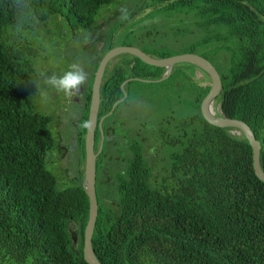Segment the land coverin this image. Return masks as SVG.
<instances>
[{"label": "trees", "instance_id": "obj_1", "mask_svg": "<svg viewBox=\"0 0 264 264\" xmlns=\"http://www.w3.org/2000/svg\"><path fill=\"white\" fill-rule=\"evenodd\" d=\"M111 1L0 0V264H88L81 251L88 210L81 185L83 136L94 69L114 44L105 43L94 57L83 111L71 138L79 147L71 176L75 182L66 186L57 182L66 167L53 173L45 167V155L54 141L65 142L68 131L63 133L55 124L53 138L50 116L28 104L35 77L20 62L15 45L20 38L17 28L51 16L99 28L102 21L97 20L109 14L101 15L108 10L103 6ZM151 4L148 13L175 12L172 15L187 21V30L180 35V28L173 27L170 38L179 42L187 35L177 51L198 53L214 65L220 88L212 106L217 104V114L249 125L259 141L264 171V0ZM141 50L155 57L176 53L166 41ZM195 68L176 62L165 78L144 81L137 78L156 79L164 67L125 52L101 77L96 120L122 95L119 84L128 77L136 78L124 83L126 95L106 117L127 103V87L133 82H158L167 91L161 103L170 102V93L187 98L192 107L188 113L163 114L153 127L146 124L149 119L134 116L132 136L127 126L124 135L116 134L123 119L100 124L107 141L124 151L105 162L98 152L94 161L97 212L90 242L102 264H264V181L253 172L251 147L243 134L201 116L199 101L208 83L193 78ZM96 132L97 127L94 140ZM153 137L162 154L159 159L150 154L148 141ZM98 171L104 175L97 181Z\"/></svg>", "mask_w": 264, "mask_h": 264}, {"label": "rangeland", "instance_id": "obj_2", "mask_svg": "<svg viewBox=\"0 0 264 264\" xmlns=\"http://www.w3.org/2000/svg\"><path fill=\"white\" fill-rule=\"evenodd\" d=\"M151 2L152 0H112L109 4L103 6L109 11H102L101 15L109 14L102 16V20L101 18L97 20L98 22L102 21L99 28L96 25L89 28L79 27L73 21L68 22L63 15L51 16L45 22H36L35 25L30 23L25 27L17 28L20 34V38L15 45L17 55L20 62H24L23 65L27 67L30 73L33 72L35 77L32 90L27 95V102L34 109L50 116L49 128L53 138L57 132L55 124L59 123V128L63 130V133L68 131L65 142L60 138L57 143L54 141L45 155V167L53 173L56 168L65 170L66 167L67 173L61 171L60 177H57L59 186L72 185L75 182V179L71 176L74 173V161L78 157L79 147L76 146V143L74 144L71 138L83 111V91L91 77L94 57L101 53L103 45L112 42L114 45H133L146 49L157 42L166 41V45L171 50L179 53L177 50L182 46V42L188 40L185 34L179 42L170 38L175 31L174 28H180V35L183 31H186L187 21L172 15L175 12L169 15L162 11L148 13L149 10H153ZM122 9L127 11L126 19H122ZM149 15H152V17ZM157 16L159 21H151L152 18L154 19ZM97 31L100 34L98 38ZM123 55H125V52H120L108 59L102 75L107 73L106 68L109 64L118 62ZM72 63L80 64L88 74V78L85 84L81 86L80 91L71 96H75V98L58 92L46 83L51 75L62 74L68 70L69 65ZM193 78L202 84L208 83L207 76L196 68L193 70ZM164 90L158 82L152 84L133 82L129 84L127 91L128 94H131L127 103L117 106L111 115L102 118L100 124L103 125V123L110 120L123 119V128H117L116 134H123L127 129V131L129 130L128 135L132 136L133 126L131 127L130 124L134 122L132 119L134 116L149 119L146 124L153 127V123L159 117L171 110L174 111L175 115L188 113L192 110L187 98L183 100L182 96L178 98L170 93L169 97L172 100L170 99L168 104L161 103L160 99L165 98L167 93ZM212 110L214 113H218L217 104L212 106ZM101 125V134L97 128L93 150L100 153L99 159L103 162L105 160L111 161L110 156L111 158L121 157L124 151L121 150L122 148L119 145L115 146L110 144V140L107 141ZM125 126H127L126 129ZM229 132L238 134L236 129H230ZM156 143L154 137L148 141V144H151L150 154L159 159L162 154L160 148L155 146ZM63 150L64 152H62ZM160 160H158V166L161 163ZM103 175L102 171H98L96 180L102 179ZM70 228L73 227L70 226Z\"/></svg>", "mask_w": 264, "mask_h": 264}, {"label": "water", "instance_id": "obj_3", "mask_svg": "<svg viewBox=\"0 0 264 264\" xmlns=\"http://www.w3.org/2000/svg\"><path fill=\"white\" fill-rule=\"evenodd\" d=\"M120 52H127L135 55L145 63L164 67L162 74L156 79L137 78L144 81H157L165 78L168 75L171 66L176 62H188L201 69L208 77V89L199 101V111L201 116L210 124L233 127L243 134L251 147V165L253 172L260 180L264 181V171L261 169L258 160L259 141L254 137L249 125L241 119L217 114L212 110V100L220 88V76L214 65L208 59L198 53L190 51L173 53L162 57H155L148 55L146 52L133 45H113L103 52L93 72L87 108L86 126L83 136L84 156L81 185L87 196L88 210L86 221L83 227L81 251L83 259L88 264H102L94 255L90 242V236L97 212V200L94 191V161L98 151L93 150L94 129L97 127L101 134L100 123L102 118L110 114L114 106L126 95L123 88L124 83L129 79L136 78L128 77L120 82L119 87L122 91V95L118 99L114 100L108 111L102 114L96 120V112L99 103V84L104 66L108 59Z\"/></svg>", "mask_w": 264, "mask_h": 264}, {"label": "clouds", "instance_id": "obj_4", "mask_svg": "<svg viewBox=\"0 0 264 264\" xmlns=\"http://www.w3.org/2000/svg\"><path fill=\"white\" fill-rule=\"evenodd\" d=\"M122 19L127 18V11L122 9ZM88 78L87 72L78 63H72L69 65L68 70L64 71L60 75L53 74L47 80L46 83L58 92L64 93L66 96L71 97L78 93L81 86L85 84Z\"/></svg>", "mask_w": 264, "mask_h": 264}, {"label": "flooded vegetation", "instance_id": "obj_5", "mask_svg": "<svg viewBox=\"0 0 264 264\" xmlns=\"http://www.w3.org/2000/svg\"><path fill=\"white\" fill-rule=\"evenodd\" d=\"M71 98H75V96L74 97H71ZM119 125H122V122L121 121H119ZM137 130H139L140 131V129H137ZM122 135H124V134H122ZM73 140V139H72Z\"/></svg>", "mask_w": 264, "mask_h": 264}]
</instances>
